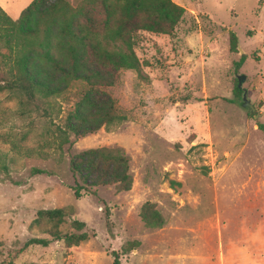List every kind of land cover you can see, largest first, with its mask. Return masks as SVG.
Segmentation results:
<instances>
[{
  "label": "rangeland",
  "instance_id": "rangeland-1",
  "mask_svg": "<svg viewBox=\"0 0 264 264\" xmlns=\"http://www.w3.org/2000/svg\"><path fill=\"white\" fill-rule=\"evenodd\" d=\"M31 1L9 0V14ZM174 1L186 11L170 33L133 34L140 72L110 74L86 51L72 59L59 24L51 29L34 57L38 78L67 84L43 52L80 75L102 70L100 96L80 107L94 130L71 143L59 145L57 128L90 92L85 80L51 97V117L0 92V264H114V252L121 264H264V0ZM103 17L91 9L77 18L101 30ZM5 51L0 41V77ZM241 74L256 112L242 105ZM107 111L124 119L106 124ZM98 147L124 149L130 188L100 184L77 198L72 157ZM48 208L67 210L63 233L83 221L88 240L67 246L44 232L37 217ZM33 237L51 242L27 245Z\"/></svg>",
  "mask_w": 264,
  "mask_h": 264
},
{
  "label": "trees",
  "instance_id": "trees-1",
  "mask_svg": "<svg viewBox=\"0 0 264 264\" xmlns=\"http://www.w3.org/2000/svg\"><path fill=\"white\" fill-rule=\"evenodd\" d=\"M91 9H97L104 15L101 30L96 29L90 22L77 18ZM185 11L174 0H32L19 17L13 18L0 5V41L6 48L3 52L6 68L2 70L0 77V92H16L30 107L28 112L42 111V115L51 117L52 96L60 95L68 86L81 79L90 84V92L95 91L93 97L90 92L85 93L76 102L74 109L68 112L64 125L57 128L59 145L62 147L72 142L71 135L83 136L94 130L93 127L84 125L80 107L100 96V90L96 87V79L101 75L99 71L103 69L110 74L124 69L140 72L142 62L135 51L133 34L140 30L168 34L181 21ZM57 24L68 42L69 56L75 59L81 51H86L95 61V66L101 68L93 74L80 75L75 68H63L47 52L39 53L42 58L60 69L67 81L63 87L51 86L38 78L33 62L37 52L46 44L49 32ZM237 44L238 36L232 33L231 47L236 48ZM244 58L245 55H242L241 60ZM237 89L240 91L241 88L237 86ZM115 119L123 120L124 116L107 111L104 123L109 124ZM260 128L264 129V124H260ZM82 163H91L90 170L83 167ZM129 169L130 157L122 148L98 147L81 151L71 160V171L75 178L72 186L74 194L80 198L96 193L93 187L110 183H119L121 190L129 189ZM67 213L65 208L41 209L38 211L37 223L42 225L39 223L45 222L44 232L49 233L55 240H64L67 246L79 245L88 240L89 234L84 229L83 221H73L74 231H61L60 225ZM154 216L158 217V212ZM142 217L148 225H156L158 221L144 212ZM50 242L48 238L33 237L27 241V245L47 246ZM114 264H121L117 252H114Z\"/></svg>",
  "mask_w": 264,
  "mask_h": 264
},
{
  "label": "water",
  "instance_id": "water-1",
  "mask_svg": "<svg viewBox=\"0 0 264 264\" xmlns=\"http://www.w3.org/2000/svg\"><path fill=\"white\" fill-rule=\"evenodd\" d=\"M239 50H240V52H243V49L241 47H239ZM245 78H246V76L243 75V74H241V75L238 76V80H239L238 87L241 88V89H243V82H244ZM242 100H243V104H242L243 107L249 108L252 113L253 112H256V109L257 108L254 105V103L252 102V100L247 97V91H246V89H243ZM258 116H259V114L256 113L255 114V117H258Z\"/></svg>",
  "mask_w": 264,
  "mask_h": 264
},
{
  "label": "crops",
  "instance_id": "crops-1",
  "mask_svg": "<svg viewBox=\"0 0 264 264\" xmlns=\"http://www.w3.org/2000/svg\"><path fill=\"white\" fill-rule=\"evenodd\" d=\"M1 2L0 3H2V5H3V7H4V9H6V11H8V8H9V6H10V4H9V0H3V2H2V0H0ZM22 12V11H21ZM20 12V13H21ZM8 14H9V11L7 12ZM10 15V14H9ZM19 15V14H18Z\"/></svg>",
  "mask_w": 264,
  "mask_h": 264
}]
</instances>
